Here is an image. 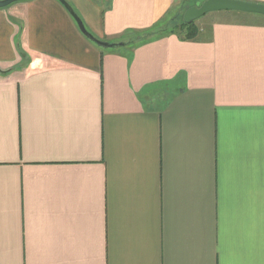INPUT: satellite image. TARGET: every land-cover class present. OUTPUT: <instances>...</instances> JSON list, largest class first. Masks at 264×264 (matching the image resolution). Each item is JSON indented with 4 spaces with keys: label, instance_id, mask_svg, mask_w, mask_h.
<instances>
[{
    "label": "crops",
    "instance_id": "0c3cea01",
    "mask_svg": "<svg viewBox=\"0 0 264 264\" xmlns=\"http://www.w3.org/2000/svg\"><path fill=\"white\" fill-rule=\"evenodd\" d=\"M65 1L123 46L0 9V264H264V17L131 46L190 0Z\"/></svg>",
    "mask_w": 264,
    "mask_h": 264
},
{
    "label": "water",
    "instance_id": "95a60500",
    "mask_svg": "<svg viewBox=\"0 0 264 264\" xmlns=\"http://www.w3.org/2000/svg\"><path fill=\"white\" fill-rule=\"evenodd\" d=\"M25 0H0V9L6 8L9 5L21 2ZM69 13L74 22L76 23L79 31L89 41L96 44L102 49H113L117 46H123V44H110L103 41H99L93 37L85 29L82 21L78 15L74 12L71 6L65 0H57ZM212 12H236L241 14L257 15L264 17V4L247 2L242 0H205L202 3L197 2L194 6L188 8L182 16L183 22L187 25L194 23L201 17Z\"/></svg>",
    "mask_w": 264,
    "mask_h": 264
},
{
    "label": "trees",
    "instance_id": "16d2710c",
    "mask_svg": "<svg viewBox=\"0 0 264 264\" xmlns=\"http://www.w3.org/2000/svg\"><path fill=\"white\" fill-rule=\"evenodd\" d=\"M184 5L185 2L179 7V9H172L169 11L167 16L155 27L145 33L134 36L131 40L126 41V45H140L150 39L171 34H177L185 41L195 39L198 34L196 25H194V23L187 25L182 19L183 13L190 8L184 7Z\"/></svg>",
    "mask_w": 264,
    "mask_h": 264
},
{
    "label": "rangeland",
    "instance_id": "374dc122",
    "mask_svg": "<svg viewBox=\"0 0 264 264\" xmlns=\"http://www.w3.org/2000/svg\"><path fill=\"white\" fill-rule=\"evenodd\" d=\"M205 0H190L187 4L185 3L184 7H192L194 6L197 2L202 3ZM246 15V14H239L236 12H212V13H208L206 15H204L203 17H201L199 20L197 21H205V20H209V19H216V18H222L223 16H227V15Z\"/></svg>",
    "mask_w": 264,
    "mask_h": 264
}]
</instances>
